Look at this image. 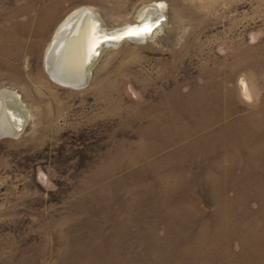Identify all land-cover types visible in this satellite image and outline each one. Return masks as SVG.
I'll list each match as a JSON object with an SVG mask.
<instances>
[{
  "label": "rangeland",
  "instance_id": "rangeland-1",
  "mask_svg": "<svg viewBox=\"0 0 264 264\" xmlns=\"http://www.w3.org/2000/svg\"><path fill=\"white\" fill-rule=\"evenodd\" d=\"M148 4L152 36L52 75L71 11L114 28ZM4 88L25 111L0 136V264H264V0H0Z\"/></svg>",
  "mask_w": 264,
  "mask_h": 264
},
{
  "label": "bare ground",
  "instance_id": "bare-ground-1",
  "mask_svg": "<svg viewBox=\"0 0 264 264\" xmlns=\"http://www.w3.org/2000/svg\"><path fill=\"white\" fill-rule=\"evenodd\" d=\"M159 9L152 4L145 5L141 9L140 19H149V22L158 23L147 38L160 26L162 15L159 14ZM117 27L108 28L90 6L84 5L71 11L58 27L45 54V62L46 65L48 62V69L52 75L66 85L83 82L86 75H90L95 58L92 52L96 43L107 34L106 31L111 30L109 34L115 33L113 31ZM24 111L25 105L13 91L7 88L0 89V132L10 133L16 128Z\"/></svg>",
  "mask_w": 264,
  "mask_h": 264
},
{
  "label": "water",
  "instance_id": "water-1",
  "mask_svg": "<svg viewBox=\"0 0 264 264\" xmlns=\"http://www.w3.org/2000/svg\"><path fill=\"white\" fill-rule=\"evenodd\" d=\"M139 18L137 21L134 22H127L123 24L122 26H118L115 28V33L109 34L110 31H106L107 34H105L104 37H102L98 43H96L95 48L93 49L92 56L95 55V58L98 56L100 53V49L104 46H111V45H117L123 40L130 39V40H135V41H142L147 38L148 35L151 34L152 30L158 25L157 21H151L149 22V19H144ZM160 24V22H159ZM144 28H149L150 31H142ZM94 58V59H95ZM94 61V60H93ZM89 78V75L87 74L83 82L79 84H73V86H80L83 85L87 82ZM23 124V119H19L17 123V127L14 128L10 133H3L0 132V136L3 135H16L18 132L21 130Z\"/></svg>",
  "mask_w": 264,
  "mask_h": 264
},
{
  "label": "snow or ice",
  "instance_id": "snow-or-ice-1",
  "mask_svg": "<svg viewBox=\"0 0 264 264\" xmlns=\"http://www.w3.org/2000/svg\"><path fill=\"white\" fill-rule=\"evenodd\" d=\"M142 31H150V29L149 28H144V29H142Z\"/></svg>",
  "mask_w": 264,
  "mask_h": 264
}]
</instances>
